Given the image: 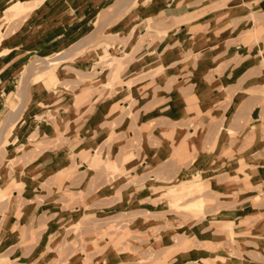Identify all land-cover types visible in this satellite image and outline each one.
<instances>
[{"label":"crops","instance_id":"obj_1","mask_svg":"<svg viewBox=\"0 0 264 264\" xmlns=\"http://www.w3.org/2000/svg\"><path fill=\"white\" fill-rule=\"evenodd\" d=\"M0 264H264V0H0Z\"/></svg>","mask_w":264,"mask_h":264},{"label":"rangeland","instance_id":"obj_2","mask_svg":"<svg viewBox=\"0 0 264 264\" xmlns=\"http://www.w3.org/2000/svg\"><path fill=\"white\" fill-rule=\"evenodd\" d=\"M13 10H17L15 8H13ZM5 16L7 17L6 13H5ZM15 16L13 17H10L8 16L7 17V20L9 21L10 19L14 18ZM110 57V55H106L104 57L103 61L101 64H103L104 66L106 67H109L111 69H113L114 67H116L115 69V74L118 76L119 74V66L120 68H122V62L120 59L117 58V56L113 57L112 59H108ZM109 60V61H108ZM47 63H49V60H47ZM46 63V64H47ZM117 63V64H116ZM45 67V65H44ZM109 168V167H107ZM118 172V171H116ZM203 186L200 188V189H197L196 193L197 192H201L203 190ZM188 196H192V194H189L187 193ZM204 208V207H203ZM181 209V208H179ZM185 209V208H183ZM185 210H188V211H191L193 209H185ZM197 212L199 213H202L203 216H206L205 213H204V210L201 209V210H196ZM133 219H128V218H125L123 217V215H120L118 216V218H113V217H105L103 219V223L102 224H95L96 228L99 227L100 228V231L96 232L94 231L93 234H91L89 236V239L91 240L90 242L93 243L94 245V248H97V242H96V238H105V237H109L110 239H113L114 237H116L118 234H123V235H126L127 233H129V229H128V226H129V223L132 221ZM129 222V223H128ZM78 228L80 229L79 225L76 226L75 228V231H79ZM96 230V229H95ZM96 232V233H95ZM83 237V236H82ZM84 238V237H83ZM85 239H83L82 241L84 242Z\"/></svg>","mask_w":264,"mask_h":264},{"label":"bare ground","instance_id":"obj_3","mask_svg":"<svg viewBox=\"0 0 264 264\" xmlns=\"http://www.w3.org/2000/svg\"><path fill=\"white\" fill-rule=\"evenodd\" d=\"M23 3V2H22ZM29 7V6H28ZM9 8L13 9H18V3H14L13 5H11ZM203 207V203H199V205H197V208H202ZM196 208V207H195Z\"/></svg>","mask_w":264,"mask_h":264}]
</instances>
